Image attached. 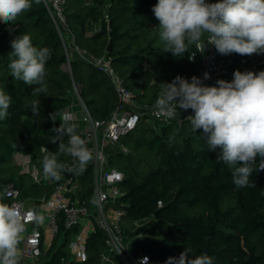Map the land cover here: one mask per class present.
I'll use <instances>...</instances> for the list:
<instances>
[{
  "label": "trees",
  "instance_id": "trees-1",
  "mask_svg": "<svg viewBox=\"0 0 264 264\" xmlns=\"http://www.w3.org/2000/svg\"><path fill=\"white\" fill-rule=\"evenodd\" d=\"M157 2L64 0L67 29H61L62 35L45 3L36 4L34 0L32 8L15 21L0 23V89L12 98L7 118L0 120V194L10 182L19 189L21 198H37L50 192L48 182L26 181L28 174L20 173L19 166L11 162L12 156L15 152L28 154L36 163L51 152L59 162L70 160L71 156L59 153L58 141L51 143L57 134L52 129L61 122L59 115L53 122L49 114L68 111L75 88L93 118H105L121 107L108 75L70 53L72 38L92 57L106 54L137 103L155 104L163 84L178 75L189 81L199 77L197 70L207 34L199 48L189 46L182 57L164 52L159 21L152 11ZM24 33L31 36L34 46L51 51L44 94L34 91L38 85L15 80L7 67L11 41ZM216 52L224 71L214 75L209 86H218L219 80L232 81L237 70H264V54ZM67 62L68 70L62 67ZM35 100L40 101L39 116L31 112ZM63 142L68 143L67 136ZM121 142L126 152L108 146L106 154L108 165L123 173L120 186L124 194L116 204L125 211L123 221L144 222L132 244L134 255H147L148 264H166L169 257H179L184 251L191 258L207 254L213 264H264V171L252 173L255 187L237 188L232 182V169L217 160V152L209 151L202 129L193 132L187 117L156 121V126L141 121L122 136ZM81 181L78 198L89 203L93 190L90 167ZM208 225L213 226L209 236L205 234ZM105 239L99 228L90 233L84 262L70 261L68 251L54 241L43 250L42 264H101Z\"/></svg>",
  "mask_w": 264,
  "mask_h": 264
},
{
  "label": "clouds",
  "instance_id": "clouds-1",
  "mask_svg": "<svg viewBox=\"0 0 264 264\" xmlns=\"http://www.w3.org/2000/svg\"><path fill=\"white\" fill-rule=\"evenodd\" d=\"M34 2L41 4L46 0ZM32 5L33 0H0V23L15 21ZM152 11L159 21L163 51L173 56L182 57L191 45L199 48L205 34L206 43L214 45L221 55L264 54V0H158ZM11 48L7 65L11 76L26 85H38L34 89L37 93H46L50 49L34 46L27 33L13 39ZM194 55H189V59ZM233 76L230 82L219 80L218 86H206L199 77L193 76L189 81L178 75L163 84L154 108L158 115L170 119L178 115V109H191L194 115L187 120L192 131L202 129L209 151L217 152V160L232 169L233 184L237 188L255 187L250 179L252 173L264 171V70H237ZM204 79H209L208 73H204ZM11 103V96L0 89V120L7 118ZM31 112L39 116V100L32 102ZM58 115L61 123L52 129L57 134L51 143L58 141L59 153L74 158V164L59 162L56 154L47 152L42 160L43 176L55 181L61 180L64 172L83 173L94 159L92 150L77 133L79 125L73 114L55 111L49 118L55 122ZM64 136L68 137L67 144ZM7 191L6 188L0 194V264H19V245L26 226L21 212L3 202ZM30 214L35 224H43L42 215ZM148 259L142 257L139 264H148ZM166 264H213V260L207 254L191 258L184 251L179 257H169Z\"/></svg>",
  "mask_w": 264,
  "mask_h": 264
},
{
  "label": "built area",
  "instance_id": "built-area-1",
  "mask_svg": "<svg viewBox=\"0 0 264 264\" xmlns=\"http://www.w3.org/2000/svg\"><path fill=\"white\" fill-rule=\"evenodd\" d=\"M45 5L59 34L62 35L61 29H67L63 9L64 0H46ZM72 40L68 44L70 53L97 65L108 75L121 107L105 118H93L80 99L78 89L75 88L84 110L82 119L86 123V127L78 131V134L86 141L94 157L87 166L91 168L93 177V190L89 203L84 198H78L82 189L81 180L84 172L79 174L64 172L59 181L45 179L43 158L35 163L28 154L21 152L13 154L16 164L23 168L32 182L51 184L50 192L37 198H21L19 189L12 182L6 185L7 200L3 202L15 206L21 212L26 226L19 245V264H42L43 250L54 241L63 246L69 245L70 261L84 262L87 259L86 240L95 228L101 229L106 235L101 264H139L140 259L147 255H134L132 253L134 241L130 245L124 242V226L127 224L123 221L125 211L116 206L124 194L120 186L123 173L117 167L108 165L106 147L110 146L117 151L126 152L127 149L122 144L121 138L134 130L141 121L156 126V121L181 120L194 113L191 109L187 111L178 109V115L170 119L158 115L154 104L137 103L106 54L92 57ZM65 48L67 51L66 45ZM197 71L199 78L206 86H209L214 75L224 71L223 63L214 45L207 44ZM204 73L209 74V79H204ZM65 164L72 166L74 158L71 157ZM33 212L44 217L43 224L37 225L33 222V216L30 214ZM84 217L86 220H83ZM137 230L138 227L135 226L133 230L136 231L135 239L138 236Z\"/></svg>",
  "mask_w": 264,
  "mask_h": 264
},
{
  "label": "crops",
  "instance_id": "crops-1",
  "mask_svg": "<svg viewBox=\"0 0 264 264\" xmlns=\"http://www.w3.org/2000/svg\"><path fill=\"white\" fill-rule=\"evenodd\" d=\"M74 56L76 55V54H73ZM67 65H68V69H69V64H68V62H67ZM68 112H70V113H72L73 114V116H74V119H75V122H77L78 123V125H79V127H78V129H77V131H81V130H83L85 127H86V123L83 121V119H82V117H83V114H84V110H83V106H82V104H81V102H80V99H79V97H78V95L75 93V97H74V99H73V101H72V103H71V105H70V107H69V110H68ZM125 240H124V242H125V244H131L134 240L132 239L133 237H130V239H129V234L128 235H126L125 234ZM133 240V241H132ZM132 241V242H131Z\"/></svg>",
  "mask_w": 264,
  "mask_h": 264
},
{
  "label": "rangeland",
  "instance_id": "rangeland-1",
  "mask_svg": "<svg viewBox=\"0 0 264 264\" xmlns=\"http://www.w3.org/2000/svg\"><path fill=\"white\" fill-rule=\"evenodd\" d=\"M259 55H262V54H259ZM62 67H63L64 69L68 70V65H67V64H63ZM11 162L14 163V164H16L15 160L13 159V156H12V161H11ZM18 166H19V168H20V173L24 172V171H23V168H22L20 165H18ZM24 173H25V172H24ZM24 178H25V180L28 181V182L31 181V178H30L29 175H25ZM83 220H86V218L84 217ZM81 223H82V222H81ZM143 223H144L143 221H137V222H131V223H127V224H125V226H124V229H125L124 233H125L126 235L129 234V239H130V237H133L132 239L134 240L135 237H136V231H133V230H134V227L137 226L138 229H139V227H140ZM82 224H83V223H82ZM133 240H132V241H133ZM132 241H131V242H132ZM68 249H69V245H68V244L62 246V250H64V251L67 252Z\"/></svg>",
  "mask_w": 264,
  "mask_h": 264
},
{
  "label": "water",
  "instance_id": "water-1",
  "mask_svg": "<svg viewBox=\"0 0 264 264\" xmlns=\"http://www.w3.org/2000/svg\"><path fill=\"white\" fill-rule=\"evenodd\" d=\"M109 49V46H107V50ZM212 229H213V226L212 225H208L205 227V234L207 236L211 235L212 234ZM136 240V239H135Z\"/></svg>",
  "mask_w": 264,
  "mask_h": 264
}]
</instances>
